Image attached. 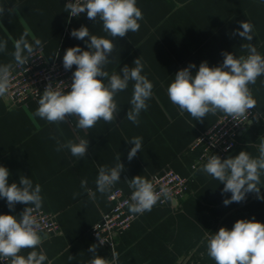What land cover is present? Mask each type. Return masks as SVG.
<instances>
[{"label":"crops","instance_id":"0c3cea01","mask_svg":"<svg viewBox=\"0 0 264 264\" xmlns=\"http://www.w3.org/2000/svg\"><path fill=\"white\" fill-rule=\"evenodd\" d=\"M137 6L143 13L139 30L114 40L115 51L109 56L111 62L105 70L110 75L120 74L125 65L134 67L136 58L142 61L141 74L154 87L147 110L139 115L138 126L126 118L131 109L133 81L115 96L120 108L116 121L100 120L86 130L76 128L74 117L58 125L36 117L34 113L40 98L19 105L0 97V166L9 169V184L19 185L20 177L25 176L32 180L33 186H41L40 209L53 215L59 225V232L42 237L36 249L47 255L45 264H89L93 258L89 248L93 244L97 245L96 254L105 257L109 264H178L176 261L187 253L183 264H195L198 260L193 258L194 252L199 253L202 246L206 247L203 235L208 228L207 220L216 214L221 217L223 200L231 196V193L222 195L223 183L198 170L203 164H196L198 153L188 148L191 141L223 113L209 114L203 121H196L187 112L181 114L167 94L175 74L190 63L196 65L192 69L195 73L204 61L210 67L221 65L223 52L238 57V48L232 47V41L227 39L229 46H224L223 5L208 4L206 0H137ZM0 7L5 9L4 14H0V42H6V50L0 52V66L12 67L16 63L15 45L21 40L33 50L42 47L48 58L57 55L63 63L67 48L79 46L88 50L87 37L78 40L70 35L82 25L93 35L111 39L103 31L102 22L89 20L86 12L68 20L63 0H0ZM9 8L16 11L9 14ZM36 40L41 44L36 45ZM27 54L24 49L23 55ZM75 69L73 66L68 71L72 75ZM253 89L260 94L262 88ZM256 105L264 107L257 101ZM255 124L252 122L244 128L238 146L228 157L241 151L259 156L253 144L264 141V135L252 133ZM134 137L142 138V147L129 161L128 152L133 145L127 141ZM79 139L89 141L86 157H74L68 149L56 151L57 141L63 144ZM118 154L124 171L115 187L128 192L126 180L135 176L148 180L169 166L187 178L188 192L181 201L144 212L125 234L115 237L112 247H106L88 229L110 207L109 192L97 191L99 168L114 167ZM82 180L87 181V189L96 193L94 200L81 187ZM74 193L79 195L74 198ZM26 207L17 203L14 209H9L6 198H0V215H14L19 219ZM29 251L26 249L20 254L26 256ZM69 256L73 259L69 260Z\"/></svg>","mask_w":264,"mask_h":264},{"label":"clouds","instance_id":"9594fccd","mask_svg":"<svg viewBox=\"0 0 264 264\" xmlns=\"http://www.w3.org/2000/svg\"><path fill=\"white\" fill-rule=\"evenodd\" d=\"M264 3V0H261ZM9 14L15 8L7 10ZM65 11L70 17H79L85 13L91 21L102 22L103 31L111 39L90 33L88 27L81 26L73 29L70 35L78 40L86 41L88 50L79 46L69 47L63 55V67L71 70L72 83L70 91L53 87L49 83L39 101L34 115L52 124L66 123L69 117L76 120V128L91 129L100 120L106 123L116 121L120 111L115 99L117 93L127 89L129 81H133V93L130 100L131 109L126 118L133 124L139 125V115L148 108L147 101L152 97L153 84L142 75L143 63L140 58L133 62L134 67L125 65L120 69V74L105 70L111 61L109 56L115 51L114 40L123 38L129 32H137L140 28L139 21L143 19L142 10L137 6V0H69ZM5 9L0 7V14ZM253 25L248 21L240 22V29L233 32L245 41L253 40ZM36 45L41 41L36 40ZM246 49L247 56L236 57L229 52H223V62L219 66L210 67L207 61L201 62L198 70L195 64L179 70L174 80L169 84L167 94L173 105L177 106L180 113L187 112L196 121H203L209 114L221 112L233 120L246 118L251 109L256 107L250 85L264 76V56L257 52L251 43L241 46ZM24 49L31 55L33 47L23 40L15 45L14 59L18 65L27 64L28 58L23 55ZM6 50V42H0V52ZM11 65L0 66V97L5 96L10 88ZM107 80V83H105ZM63 83V82H62ZM249 124L250 120L247 121ZM194 127V126H193ZM128 143L132 144L128 152L131 161L142 147V138L134 137ZM89 141L79 139L78 142L68 140L61 144L57 141L56 151L68 149L72 156L84 158L87 156ZM259 156L253 157L246 151H241L236 156L222 159L219 155L212 154L207 162L198 170L223 183L222 195L231 193L230 198H225L223 204L240 203L246 200L247 194L255 193L256 198L264 200L260 194L262 187L261 177L264 176V141L259 144ZM118 163L114 167L101 166L96 179L97 191L101 194L109 192L121 180L124 165L120 162V154L116 156ZM10 171L7 167L0 166V198H6L9 209H14L17 203L27 205L19 216L0 215V261L8 264H45L47 255L36 249L42 243V236L37 231L40 227L32 215L35 209L42 207L41 186H33L31 179L21 176L19 185L9 184ZM131 193L129 211L132 214H143L151 211L160 199L161 193L154 190L153 184L141 176L126 180ZM87 181H81V187L89 192V198L94 200L96 193L86 187ZM165 196L167 190H162ZM75 196L79 193H74ZM206 253L215 264H264V223L255 218L238 219L229 230L220 227L218 232L206 236ZM30 249L27 255H21L23 250ZM97 245L93 244L89 252L93 258L89 264H109V261L96 254ZM73 257L69 256V260ZM115 259V255L113 257Z\"/></svg>","mask_w":264,"mask_h":264},{"label":"built area","instance_id":"2783aa9c","mask_svg":"<svg viewBox=\"0 0 264 264\" xmlns=\"http://www.w3.org/2000/svg\"><path fill=\"white\" fill-rule=\"evenodd\" d=\"M64 5L69 0H63ZM74 2V0H72ZM83 14V13H82ZM80 14V16L82 15ZM78 17H70L74 20ZM28 63L18 65L14 63L10 68L11 82L8 92L3 98L13 104L24 105L28 100L41 97L45 87L52 83L53 87H59L67 91L72 83V75L65 70L60 58L55 55L48 58L42 47H37L31 55H26ZM63 82V83H62ZM259 115L255 108L251 109L246 118L236 121L225 114L217 117L206 129L201 131L189 144L190 151H197L196 164H205L207 158L219 155L222 159L239 144L240 133L249 124L258 119ZM153 184L154 190L161 193L160 199L155 206H165L173 201H181L188 192V180L186 177L166 166L160 172L151 175L148 179ZM162 190H167L165 196ZM132 189L128 192L113 186L108 193L109 209L101 219L92 224L89 233L103 246L112 247L115 237L125 234L132 223L142 214H132L129 211ZM32 208V215L36 218L40 227L37 231L42 237L55 235L59 232V225L55 217L42 209ZM1 264L7 262L0 261Z\"/></svg>","mask_w":264,"mask_h":264},{"label":"rangeland","instance_id":"374dc122","mask_svg":"<svg viewBox=\"0 0 264 264\" xmlns=\"http://www.w3.org/2000/svg\"><path fill=\"white\" fill-rule=\"evenodd\" d=\"M206 2L208 4L218 2L223 5L221 20L223 25V36L226 39L224 46H229L227 39L232 41V47L234 49L238 48L237 55L239 57L241 55H248L247 50L242 49L241 46L245 43H251L256 48L257 52L264 56V3H262L261 0H206ZM242 21H248L254 26L252 33L254 38L252 41H245L238 34L233 35V32L237 29L242 31V29H240V22ZM256 86L262 88V93L260 92V94H258L254 91L253 87ZM249 87L251 88L252 94L257 103L264 105V76L259 77L257 82ZM256 107L259 117L255 121V127L251 130L252 133H255L256 135L259 133L264 135V107H258L257 105ZM260 142L261 141H255L254 144L252 143L254 148H256L255 151L257 148L259 149ZM255 151L253 152L254 154ZM261 181L262 187L260 189V194L264 196V176L261 177ZM222 208L223 214L221 217L219 214H216L215 217L207 220L208 228H206V235H203V240L206 239V236L218 232L220 227H226L230 230L238 219L255 218V220L264 223V200L257 199L255 193L247 194L246 200L243 202H233L227 206L223 205ZM201 248L203 249H201L199 253L194 252L193 258L198 260L195 264H215V262L207 255L206 247L202 246ZM186 255L181 256L180 261H176V263L183 264Z\"/></svg>","mask_w":264,"mask_h":264},{"label":"water","instance_id":"95a60500","mask_svg":"<svg viewBox=\"0 0 264 264\" xmlns=\"http://www.w3.org/2000/svg\"><path fill=\"white\" fill-rule=\"evenodd\" d=\"M46 236H44V238H45Z\"/></svg>","mask_w":264,"mask_h":264}]
</instances>
